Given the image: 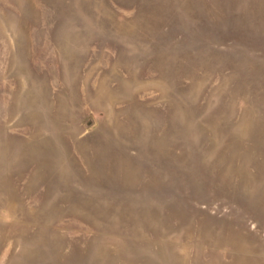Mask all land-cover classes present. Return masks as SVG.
<instances>
[{"label":"rangeland","instance_id":"374dc122","mask_svg":"<svg viewBox=\"0 0 264 264\" xmlns=\"http://www.w3.org/2000/svg\"><path fill=\"white\" fill-rule=\"evenodd\" d=\"M0 264H264V0H0Z\"/></svg>","mask_w":264,"mask_h":264}]
</instances>
